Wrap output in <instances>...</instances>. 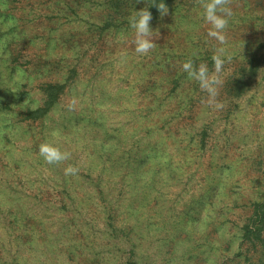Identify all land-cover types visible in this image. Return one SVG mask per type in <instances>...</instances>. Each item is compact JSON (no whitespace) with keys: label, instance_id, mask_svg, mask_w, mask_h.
Instances as JSON below:
<instances>
[{"label":"rangeland","instance_id":"1","mask_svg":"<svg viewBox=\"0 0 264 264\" xmlns=\"http://www.w3.org/2000/svg\"><path fill=\"white\" fill-rule=\"evenodd\" d=\"M203 2L151 13L139 54L147 0H0V264H264L242 241L264 195V0H227L223 44ZM220 47L209 103L182 65L212 70ZM48 83L66 87L28 119ZM45 142L69 158L47 163Z\"/></svg>","mask_w":264,"mask_h":264},{"label":"clouds","instance_id":"2","mask_svg":"<svg viewBox=\"0 0 264 264\" xmlns=\"http://www.w3.org/2000/svg\"><path fill=\"white\" fill-rule=\"evenodd\" d=\"M158 7L162 14L166 13V4H160ZM202 7L203 18L211 25L207 35L223 44L225 42V33L229 25V20L233 16V10L228 5L227 0H204ZM151 18V12L148 9L136 10V13L129 17V25L134 30L133 43L135 45V51L139 54H147L155 46V42L152 39L153 29L150 25ZM223 53L224 49L222 47L217 48L216 52H214L212 56V70L204 63L194 65L191 59L185 61L182 65V69L188 78L197 81L200 88L207 93L209 103L215 100L222 84L220 77L226 60ZM39 153L49 164L59 163L60 161L68 159L70 155L68 152L62 151L56 144L48 142L40 145ZM77 171L78 169L72 166L65 169L66 174L74 175Z\"/></svg>","mask_w":264,"mask_h":264},{"label":"trees","instance_id":"3","mask_svg":"<svg viewBox=\"0 0 264 264\" xmlns=\"http://www.w3.org/2000/svg\"><path fill=\"white\" fill-rule=\"evenodd\" d=\"M120 2L122 0H115ZM147 9L153 14L157 15L161 10L158 7L160 4L168 5L172 0H147ZM262 59H255L256 65L251 67V75L257 73V68L260 65ZM254 62V61H253ZM246 81L244 78L237 80V94H241L245 88ZM66 87L65 83H48L44 85L43 89L46 93V100L43 106L38 108H29L27 111V118L39 119L47 114V112L56 103L59 95L64 91ZM242 241L251 244H256L257 241L264 243V195L261 200L253 203V213L248 219L243 228ZM129 264H137L136 262H129Z\"/></svg>","mask_w":264,"mask_h":264}]
</instances>
